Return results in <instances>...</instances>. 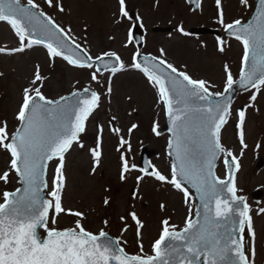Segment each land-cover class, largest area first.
Returning <instances> with one entry per match:
<instances>
[{
  "label": "snow or ice",
  "instance_id": "snow-or-ice-1",
  "mask_svg": "<svg viewBox=\"0 0 264 264\" xmlns=\"http://www.w3.org/2000/svg\"><path fill=\"white\" fill-rule=\"evenodd\" d=\"M44 2L49 8L65 13L60 0ZM239 2L252 7L249 0ZM215 3L220 8L221 0ZM114 15L117 16L115 23L127 20L130 25L124 46L133 44V29L143 27L141 17L133 18L129 14L125 0H118V15ZM0 22L10 26L18 43V46L0 47V53L22 54L34 46H42L51 61L62 58L71 66L90 70V80L101 87L105 86L104 73H110L106 84L109 102L113 93L112 78L127 67L139 70L156 92L157 103L170 122L171 135L167 144L169 174L146 163L139 169L143 175L136 177L137 191L139 183L148 176L182 193L183 203L188 206L182 227L168 218L160 221L159 236L151 244V254L144 252L143 243H139L138 253L129 254L120 239L111 237L103 229L98 233L87 230L82 223L87 219L85 213L65 208L63 203L67 187L66 155L74 147L81 150L87 147L82 142V134L86 132L89 117L99 109L104 93L84 87L70 95L50 99L42 91L48 77L36 64L27 86L22 89V100L15 115L19 126L10 133L7 121H0V150L8 154L7 167L0 170V182L8 185L11 173L19 184L11 191L0 188V264H255L253 216L246 197L238 194L242 190L237 187L240 158L248 147L246 111L242 108L236 113L239 156L222 143L221 130L233 114L234 86L245 91L254 89L251 102L264 89V0H259L255 15L247 22L235 19L226 23L223 10L219 11L218 23L243 47L238 79H234L227 63L223 66V91L213 90L216 85L206 79L194 78L186 65L174 66L163 48L157 56L142 55L137 47L130 65L116 52L105 51L93 58L72 37L71 27L58 23L36 0H26V3L0 0ZM176 31L190 35L182 25ZM216 39L218 51L223 54L225 42L219 36ZM115 119L111 117L108 123L112 125ZM136 127L132 124L129 133ZM111 130L117 135L121 132L114 126ZM103 131V126H99L95 145L87 149L93 161L92 174L102 161ZM152 131L160 135L155 125ZM119 141L121 147L127 145L131 150L123 136ZM120 160V179L124 181L126 173L136 170L137 165L130 164L123 153ZM221 160L225 169L223 179L216 174ZM50 162L56 166L48 190ZM137 191H133V198ZM108 203L106 197L104 204ZM160 207L164 209L165 205L162 203ZM259 213H264V207L259 208ZM62 214L75 217L74 226L60 228L58 217ZM128 216L135 222L139 241L146 224L135 211H129ZM120 219L124 221L125 217ZM103 223L107 226L109 221Z\"/></svg>",
  "mask_w": 264,
  "mask_h": 264
},
{
  "label": "rangeland",
  "instance_id": "rangeland-1",
  "mask_svg": "<svg viewBox=\"0 0 264 264\" xmlns=\"http://www.w3.org/2000/svg\"><path fill=\"white\" fill-rule=\"evenodd\" d=\"M202 1V6L196 11H192L190 4L183 0H125V5L133 18L139 15L142 19L144 40L140 51L158 56L159 49L163 48L168 61L174 66L179 68L186 65L194 78L206 79L216 85L213 90L222 91L225 81L223 66L227 63L232 73H238L236 69L241 65L242 45L235 38L223 37L226 50L221 54L218 51V41L212 35L185 38L176 28L182 25L188 32L190 26L204 24L222 31L223 26L218 23L221 9L225 22L228 23L244 19L250 8L242 7L239 0H221L220 8L215 0ZM36 2L62 26H70L72 37L77 43H82L80 45L91 56L96 57L105 51L116 52L126 65L132 63V55L137 46L134 42L124 46L130 25L127 20L115 23L118 0H60L65 8L63 14L58 9L49 8L44 0ZM249 2L252 5L253 0ZM214 6L215 12L212 11ZM213 14L214 24L210 21ZM13 46H18L14 32L9 25L0 22V47ZM36 64L40 65L42 74L48 77L42 89L48 98L81 86L104 93L99 109L89 117L86 132L82 134V142L87 147L84 150L74 147L66 155L67 187L63 194L65 208L84 212L87 219L82 223L87 230L93 233H98L100 229L111 232L121 240L128 252L138 253L139 243H143L144 252L151 254V244L159 236L160 221L168 218L171 223L181 227L188 212L182 193L162 185L154 178L145 176L137 191L136 177L143 175L138 171L142 146L151 151L152 165L165 175L170 172V158L165 151L167 133L156 135L152 131L154 125L157 127L163 121L162 106L157 103L155 90L139 70L127 67L112 78L113 93L109 102L106 84L110 73H104L105 86L101 87L90 80V70L71 66L62 58H56L53 62L42 46H34L22 54L0 53V121H7L10 133L18 123L15 115L22 100V89L27 86ZM254 91H243L235 97L232 117L221 134L222 143L239 156L241 146L235 125L237 110L243 108L246 111L245 142L248 147L240 158L237 187L242 190L238 193L246 197L253 216L256 231L255 264H264V213L258 214L259 208L264 207V89L257 94V100L251 102L250 96ZM113 116L116 119L110 125L108 121ZM132 124L137 127L129 133L128 129ZM101 125L104 128L101 137L102 161L92 174L90 170L93 161L87 149L95 145ZM113 126L121 129L119 135L111 130ZM120 136L129 141L131 150L127 145L121 147ZM257 144L260 145L259 148ZM122 153L130 164L137 165L136 170L126 173L127 179L124 181L120 179ZM7 155L0 150V170L7 167ZM55 166L54 162L49 165L48 190L51 189ZM216 172L219 176H225L222 160L218 161ZM10 177L8 185L0 182V188L11 190L18 185L14 175L10 173ZM256 189L261 192L259 196H253ZM133 191H137L135 198L132 196ZM106 197L108 205L104 204ZM162 203L165 205L164 209L160 207ZM129 211H135L146 224L139 241L135 222L128 216ZM121 216L125 217L124 221H121ZM74 220L72 215L62 214L58 217V225L60 228L72 227ZM104 220L109 221L107 226L104 225ZM43 234L41 231V235ZM123 241H127V244L124 245Z\"/></svg>",
  "mask_w": 264,
  "mask_h": 264
},
{
  "label": "water",
  "instance_id": "water-1",
  "mask_svg": "<svg viewBox=\"0 0 264 264\" xmlns=\"http://www.w3.org/2000/svg\"><path fill=\"white\" fill-rule=\"evenodd\" d=\"M191 2H192V0H190ZM194 5H193V8H196L197 6H198V3H199V0H196V2L194 3V2H192ZM259 6V0H256V5H255V7H254V9H253V11H252V13H251V15L249 16V18L247 19V21L248 20H250L251 18H252V16H254L255 15V11H256V8ZM247 21H245V22H247ZM192 32H198V33H201V32H212V33H214V34H216L217 36H219V32L217 31V30H215V29H213V28H209V27H203V26H200V27H193V28H191L190 29ZM134 38H135V40L136 41H139V43L137 44V45H141V43H142V40H143V34H142V30H141V28L139 27V26H137L136 28H134ZM226 32V31H225ZM227 33V32H226ZM228 34V33H227ZM142 55H146V54H142ZM234 88H235V92L233 93V96L237 93V91H239L241 88H239L238 86H234ZM77 90H82V89H77ZM74 91H76V90H74ZM73 92V91H72ZM71 92V93H72ZM66 95H70V93L69 94H66ZM58 99V98H57ZM169 127H171V125H170V122L168 121V119H167V116H166V118H165V121H164V123L163 124H161L160 126H158L157 127V131H168V129H169ZM169 132V131H168ZM171 134L169 133V136H170ZM168 139H169V137H168ZM168 147H167V153H168ZM149 154H150V152L146 149V148H144L143 149V151H142V154H141V156H142V159H141V165H142V167H144L145 165H146V163L147 164H149V159H148V157H149ZM150 170V169H149ZM19 187V186H18ZM190 187V186H189ZM191 188V187H190ZM193 190V192L195 191L194 189H192ZM110 235V234H109ZM111 236V235H110ZM111 237H113V236H111ZM114 238V237H113Z\"/></svg>",
  "mask_w": 264,
  "mask_h": 264
}]
</instances>
